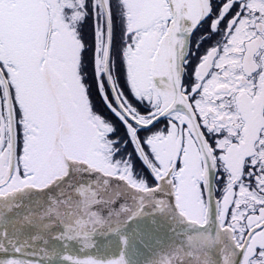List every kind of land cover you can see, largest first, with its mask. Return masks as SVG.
<instances>
[{"label":"snow or ice","instance_id":"1","mask_svg":"<svg viewBox=\"0 0 264 264\" xmlns=\"http://www.w3.org/2000/svg\"><path fill=\"white\" fill-rule=\"evenodd\" d=\"M0 264H264V0H0Z\"/></svg>","mask_w":264,"mask_h":264}]
</instances>
